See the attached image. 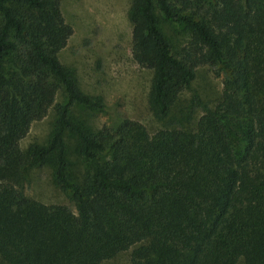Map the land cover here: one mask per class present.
Returning <instances> with one entry per match:
<instances>
[{"label": "trees", "instance_id": "obj_1", "mask_svg": "<svg viewBox=\"0 0 264 264\" xmlns=\"http://www.w3.org/2000/svg\"><path fill=\"white\" fill-rule=\"evenodd\" d=\"M184 28L174 49L159 16ZM130 54L151 71L162 121L195 69L222 71L219 98L193 128L121 118L92 131L74 106L102 110L58 59L72 33L60 0H0V258L5 264H264V0H130ZM61 90L44 144L19 140ZM85 165L72 172L65 133ZM48 164L75 212L27 197V169Z\"/></svg>", "mask_w": 264, "mask_h": 264}, {"label": "rangeland", "instance_id": "obj_2", "mask_svg": "<svg viewBox=\"0 0 264 264\" xmlns=\"http://www.w3.org/2000/svg\"><path fill=\"white\" fill-rule=\"evenodd\" d=\"M129 2L60 0L62 16L72 33L58 52V59L75 73L79 88L87 94L99 95L104 105L102 110L74 106L73 116L92 131L103 125H115L121 118L141 123L150 133L159 128H193L197 118L218 100L224 74L214 66L197 67L189 87L178 95L165 119L156 120L147 103L151 71L139 67L130 54V25L126 18ZM158 16L159 27L173 48L186 45L188 32ZM63 102L64 95L59 90L45 115L31 122L27 133L19 140L22 150L47 141L56 118L55 105ZM64 141L71 170L79 176L85 165L76 154V140L66 132ZM21 190L43 204L65 205L75 212L68 191L55 184L48 164L27 169ZM126 256V252H121L102 264H121ZM0 264H5L1 258Z\"/></svg>", "mask_w": 264, "mask_h": 264}]
</instances>
